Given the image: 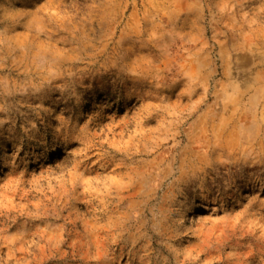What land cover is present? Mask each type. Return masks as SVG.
I'll list each match as a JSON object with an SVG mask.
<instances>
[{"label": "rangeland", "instance_id": "1", "mask_svg": "<svg viewBox=\"0 0 264 264\" xmlns=\"http://www.w3.org/2000/svg\"><path fill=\"white\" fill-rule=\"evenodd\" d=\"M0 264H264V0H0Z\"/></svg>", "mask_w": 264, "mask_h": 264}]
</instances>
